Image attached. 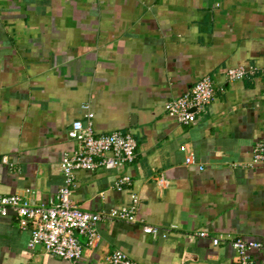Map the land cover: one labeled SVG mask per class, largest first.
<instances>
[{"label": "crops", "instance_id": "0c3cea01", "mask_svg": "<svg viewBox=\"0 0 264 264\" xmlns=\"http://www.w3.org/2000/svg\"><path fill=\"white\" fill-rule=\"evenodd\" d=\"M240 66L258 74L228 82ZM204 77L213 101L179 124L165 104ZM263 85L264 0H0V196L47 205L79 120L97 135L129 133L137 148L117 171L78 172L74 204L99 213L139 200V222L100 223L77 263L30 249V229L0 216V264H109L114 251L137 264H229L231 240L264 241V164H252Z\"/></svg>", "mask_w": 264, "mask_h": 264}, {"label": "built area", "instance_id": "2783aa9c", "mask_svg": "<svg viewBox=\"0 0 264 264\" xmlns=\"http://www.w3.org/2000/svg\"><path fill=\"white\" fill-rule=\"evenodd\" d=\"M254 67L240 66L225 72L228 82L241 81L248 76H256ZM264 86V85H263ZM215 97V87L209 77L198 81L187 93L165 104L168 116L176 119L179 124L191 125L197 116L203 112ZM264 130V121H263ZM68 137L77 144V148L63 155L59 168L63 176V186L47 205H34L16 195L0 196V216L7 217L13 213L18 227L30 229L29 248L42 247L46 253L64 261L77 263L82 259L84 245H91L99 239L98 225L100 223L122 222L135 224L138 220L139 200L131 195V204L108 212L89 213L80 210L73 202L72 192L75 188L76 174L80 171L95 172L97 170H119L131 165L136 158L137 143L129 133L112 132L97 135L93 129L75 121L71 125ZM1 163H8L4 157ZM192 158L187 159L191 164ZM253 165L264 164V136L253 148ZM162 183V179L159 180ZM131 186L130 178L118 176L115 189L127 191ZM142 230L147 235L155 236L159 230L156 227L144 225ZM196 237L204 238L205 232H199ZM212 245L222 244L221 239H211ZM230 245L235 256L229 264H254L253 254L264 252V241L234 239ZM109 264H137L122 252L114 251L107 257Z\"/></svg>", "mask_w": 264, "mask_h": 264}]
</instances>
